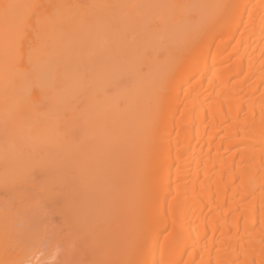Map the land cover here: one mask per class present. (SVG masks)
I'll use <instances>...</instances> for the list:
<instances>
[{
    "label": "bare ground",
    "instance_id": "bare-ground-1",
    "mask_svg": "<svg viewBox=\"0 0 264 264\" xmlns=\"http://www.w3.org/2000/svg\"><path fill=\"white\" fill-rule=\"evenodd\" d=\"M176 5L0 0V183L58 177L61 264H264V0ZM12 209L0 264H40Z\"/></svg>",
    "mask_w": 264,
    "mask_h": 264
},
{
    "label": "rangeland",
    "instance_id": "rangeland-1",
    "mask_svg": "<svg viewBox=\"0 0 264 264\" xmlns=\"http://www.w3.org/2000/svg\"><path fill=\"white\" fill-rule=\"evenodd\" d=\"M173 1H174V3L177 4L176 6H178V8L181 7L183 9V12H185L187 14V16L188 15L192 16L190 11L188 10L189 5L192 3V0H173ZM154 3L155 2L153 1V3L150 2L148 4L153 5ZM136 4H135V7H137ZM165 11L167 12V10H165ZM165 11H163L161 13L158 12L157 14H155V17L153 18V20H151V23L149 21V24H148V25H151L149 27H151L152 32L155 31L156 33H159L161 35L162 40H167L168 38H170V34L174 30V27H173L174 21L171 20L170 17H168V16L166 17V15H164ZM147 32H148V30H147ZM146 33H145V35H147ZM143 34H144V31H143ZM170 49H171V46L169 44H164L163 47H159L157 49H154V51L148 52L147 54L143 55L142 57H144V61L152 62L154 60V58L161 59L162 57H164ZM138 66L141 68L143 73H145L147 71L146 64L141 63ZM109 90L110 89L107 88L108 92H110ZM68 117L69 118L71 117V120L73 119L72 123L71 122L70 123H71V125L74 124V127L72 126L73 130H71L70 133H68V135H70L69 136L70 138L67 135H66V137L69 139L70 144H74V142H76V139L79 140V137H77V135L79 133H78V130H76L77 125L75 124L76 123L75 117L72 118V116H67L66 119ZM32 120H34V119H32ZM78 140H77V142H78ZM24 148H27V147H24ZM28 149H26L27 153L30 154L31 148H28ZM38 168L40 169V167H37V170H32V171L29 169V171L27 172V175H24V177L26 176L28 179L23 177L25 179V180H23V182H20V181H22L23 178H20L21 180L19 179V182H17V185L18 184L19 185L16 186V184H15V188L13 189L14 190L13 192L15 193V195L13 192H12L13 194L10 195V193H11L10 189L8 191L10 193H8V195H7L5 193L6 189H7V187H5L6 185L3 184V186H2V184L0 183V185H1L0 186V196H1L0 199L1 200L3 199V201H0V202H2V203H0V208L8 207L10 210V207L11 208L13 207V209H12V211L14 210L13 212H15V210H16V212L18 211L16 213V215L15 214H12V215L13 216L15 215L18 217V219L16 218V220H17L16 223L18 224L19 227H21L22 233L25 231V229H26V231L30 230L29 231L30 234H28L29 232L27 233L25 231L26 233L24 235L22 234L23 235L22 238L23 237L26 238L27 234H28V236L30 235L31 239L29 237H27L26 240L27 239L31 240L30 241L31 245H32V247L33 246L34 247L32 248L30 246L26 250H27V252H28V250L31 251L30 253L32 254V250L34 249L33 254H35V253H36V255L38 254L37 256H35L34 261L37 259H40V258L43 259L44 256L46 258L48 253L50 254V252H51L52 256H50L51 254L48 255L49 258L48 257L46 259L44 258L45 261H44V259L41 260L43 263L40 262V264H61V263H59V260H60L59 259V252L61 251V248H60L61 243L60 242L63 238L62 235H63V230H64V229L62 230L64 225L62 224L63 223V220H62L63 217L61 216L62 215L61 211L63 208L62 206H64V205L62 202L63 200L61 199L62 194H60L62 192L59 190V188L61 186L58 187L59 183L57 184L58 188L55 186V183L58 182V180L56 181L55 179L58 177L53 175L54 178L56 177L54 179L52 174H51L53 180L56 181L53 184L50 182L52 179H49V176L47 174L49 172H47V173L43 172L46 170H42V172H41L40 171L41 169L39 170ZM31 169H35V168L33 167ZM3 171H4V166L0 162V175H2ZM51 176H50V178H51ZM2 177L3 176H0V178H2ZM2 187H5L6 189L2 188ZM12 198H14V200L16 199L15 202ZM18 198H19V200H17ZM2 204H4V205H2ZM72 206H74V205H72ZM18 221H20V222H18ZM22 226L25 227L24 231H23L24 227H22ZM19 230H20V228H19ZM61 233H62V235H61ZM60 238H61V240H60ZM26 240H23V241L26 242ZM36 242H38V244ZM27 243H29V241ZM49 243H52V244H49ZM57 243H58V247L60 250L56 249V247H55V244H57ZM29 245H30V243H29ZM53 246L55 247V249L57 251V252L55 251L56 253L55 252L52 253V250L54 251V249H52ZM34 251H35V253H34ZM87 252L88 251H86V253ZM79 253H81V252H79ZM86 253H83L84 255H81L82 253L78 254V255H80V257L78 256L79 258L74 261V264H108L105 260H102L100 258L96 259L95 256L94 257L92 256L93 258H91L89 256L90 259H86L85 257L88 258V256H86V255H91L89 253H87V254ZM41 255H42V257H41ZM82 258H85V259H82ZM25 263L28 264L27 262H25Z\"/></svg>",
    "mask_w": 264,
    "mask_h": 264
}]
</instances>
